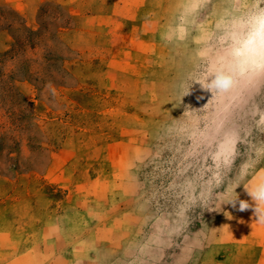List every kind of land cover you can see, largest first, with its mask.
<instances>
[{
	"label": "rangeland",
	"instance_id": "374dc122",
	"mask_svg": "<svg viewBox=\"0 0 264 264\" xmlns=\"http://www.w3.org/2000/svg\"><path fill=\"white\" fill-rule=\"evenodd\" d=\"M250 2L0 0V264H264V77L184 96Z\"/></svg>",
	"mask_w": 264,
	"mask_h": 264
},
{
	"label": "clouds",
	"instance_id": "9594fccd",
	"mask_svg": "<svg viewBox=\"0 0 264 264\" xmlns=\"http://www.w3.org/2000/svg\"><path fill=\"white\" fill-rule=\"evenodd\" d=\"M220 27L225 32L221 40L227 43H222L211 59L204 58L198 68L199 75H189L192 83L184 96L189 94L194 82H198L203 89L223 93L264 77V0H251L243 12L224 19ZM165 37L170 38V34L166 33ZM246 189L256 202L254 212L258 221L264 222V210L259 207L260 202H264V184L253 190ZM237 200V193L235 198L220 200V209L221 203L236 207ZM238 203L240 211L250 207L247 200H239ZM207 209L219 211L215 207Z\"/></svg>",
	"mask_w": 264,
	"mask_h": 264
},
{
	"label": "trees",
	"instance_id": "16d2710c",
	"mask_svg": "<svg viewBox=\"0 0 264 264\" xmlns=\"http://www.w3.org/2000/svg\"><path fill=\"white\" fill-rule=\"evenodd\" d=\"M15 44H18V43H15ZM34 45L32 44L31 47H33ZM13 50V48H11V51Z\"/></svg>",
	"mask_w": 264,
	"mask_h": 264
}]
</instances>
